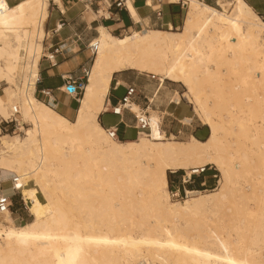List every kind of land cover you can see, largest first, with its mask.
<instances>
[{
    "label": "bare ground",
    "instance_id": "6f19581e",
    "mask_svg": "<svg viewBox=\"0 0 264 264\" xmlns=\"http://www.w3.org/2000/svg\"><path fill=\"white\" fill-rule=\"evenodd\" d=\"M52 1L62 9L60 0ZM18 2L26 4L23 21L11 32L0 26V82L7 85L0 94V118L13 115L29 127L23 136L0 135V170L14 173L8 187L13 194L20 185L32 218L16 225L9 209L0 211V260L263 264L264 212L247 205L257 192V204L264 207V174L252 170L264 171V93L259 84L264 29L251 22L258 16L252 7L245 0H215L217 7L182 0L181 27L143 25L116 35L98 25L88 47L92 62L69 120L53 108L52 99L46 103L34 95L49 0H0L9 12ZM124 4L137 23L131 1ZM146 4L153 5L151 0ZM125 70L157 75L153 96L164 79L180 83L183 90L174 91V102L184 98L192 103L208 127L207 138L181 142L166 136L161 115L137 103L128 104L129 110L145 120L147 131L138 130L134 140L111 136L98 115L109 99L113 74ZM209 164L220 173L217 187L186 189L184 197L170 198L167 170L189 174ZM179 216L187 218L176 226ZM21 233L24 243L17 239Z\"/></svg>",
    "mask_w": 264,
    "mask_h": 264
},
{
    "label": "crops",
    "instance_id": "0c3cea01",
    "mask_svg": "<svg viewBox=\"0 0 264 264\" xmlns=\"http://www.w3.org/2000/svg\"><path fill=\"white\" fill-rule=\"evenodd\" d=\"M15 1L17 0H10L9 4L14 3ZM110 1L111 0H90L86 2L84 0H60L62 9L54 3L57 10L55 13L50 11L45 22L44 29L46 36L44 35L42 41L43 54L39 60V71L34 95L37 99L46 103H49L52 99L53 108L67 118L74 116L78 98H76L77 96L74 94H71L70 96L65 93L63 86L66 77H71L73 79L80 78L84 83L83 78L86 72L87 61L92 55L88 53V43L96 35V27L98 25L102 24L108 27L112 33L116 34L127 32L130 28L137 29L143 25L162 27V25L167 26L168 24H171L172 26H176L180 25L182 22L180 16L181 7L183 6L181 3L182 0L179 2L151 0L153 5L146 4L147 0H130L136 14L140 18L137 23L130 17L127 5L125 6L124 4L125 0H121L120 6H116L115 4L108 6V2ZM245 1L253 9L255 3L252 0ZM156 4L158 5L157 7ZM87 6L89 7L86 8ZM99 10H101L102 13H99ZM157 12H159V14H157ZM165 16H167L168 19L170 18V21L168 19V21L165 20ZM111 81V87L108 89V97L109 99H114L115 103L117 97H110V90L113 86V77ZM121 81L125 83L117 86V88L126 83L135 84V82L127 81L125 79H121L120 82ZM139 90L147 97L141 89ZM141 99L144 98L142 96L137 98L136 103L139 106ZM108 100H106L104 111L100 112L98 115L99 123L104 128H115L119 139L135 138L137 132L135 129L136 124L134 123L133 113H130L131 111H122L119 115L113 114L111 109H109L110 105L107 104ZM145 102L146 101H144V103ZM166 112L167 114H172L171 111ZM105 114H111L114 116V121L110 123L105 122ZM8 174H12L13 176V173L10 171L0 170V176L2 179ZM7 183L8 181L6 184ZM3 184L4 183H2V185ZM0 190L6 194L13 191L8 185L5 188H0Z\"/></svg>",
    "mask_w": 264,
    "mask_h": 264
},
{
    "label": "rangeland",
    "instance_id": "374dc122",
    "mask_svg": "<svg viewBox=\"0 0 264 264\" xmlns=\"http://www.w3.org/2000/svg\"><path fill=\"white\" fill-rule=\"evenodd\" d=\"M203 1L209 3L213 6H216L215 0H203ZM252 1L255 3V5H253V9L257 12L256 14L258 16L264 15V0H252ZM7 2L10 3V0H7ZM181 3H182V1H181ZM182 5L183 6L181 7V15H180L181 20L183 19L184 12L186 10V8H185L186 4L182 3ZM56 10H57V7L53 3V1L49 0L48 14L50 11L55 13ZM181 25H182V22L178 26L181 27ZM44 26H45V24H44ZM150 27H152V26H150ZM162 28H166V27L162 26ZM130 31H131V28L127 32L116 33V35H124ZM41 41H43V39ZM92 58H93V55H91V58L87 61L86 70L89 68L90 63L92 62ZM151 73L153 74V72H151ZM151 73L139 72L136 70H125V71H121V72H116L113 74V83L116 79H120V80L125 79L127 81H133L138 86V88L141 89L145 95H147L148 99L152 98L151 102H147L145 99H141L140 107L142 109H146L147 106H150L152 109H154L156 112H158L161 115V128L163 129V131H165L166 136H169V134L173 135L175 137V140L181 141V142H187L190 140L191 136L195 137L196 135L198 136V138L197 137H195V138L198 140H204L205 138H207V136L209 134L208 127L201 122L200 118L196 114H194V112L192 110V103H189L184 98L179 99L178 103L174 102V99H175L174 98V91L181 92L183 90V86L180 83L172 82V81H168V80L164 79L162 86L158 89L156 95L153 96L155 91H156V88H158L157 87L158 86V79H157L158 76L157 75L153 76ZM83 80L85 82L86 75H84ZM18 83H19V80H18ZM0 84H1L0 85V94H2V93L4 94L3 88L7 85L4 84L3 81H1ZM259 84L262 86V90L264 93V77L263 76L261 77ZM82 90H83V88H82ZM82 90L80 91V93L77 95L76 98H79V96H81ZM122 92H123L122 86L116 88L115 90L111 89L110 90V97H118L122 94ZM143 100L146 102L144 103ZM112 103H114V99L111 98L108 100L107 104L110 105ZM124 111L127 112L129 110H123V112ZM166 111H168V112L171 111L172 114H167ZM147 112L149 113V110H147ZM130 113H132V112H130ZM183 116L184 117H190V119L188 121H182V118H184ZM133 117H134V113H133ZM68 119L72 120L73 116H71ZM104 120H105V122H108V123L113 122L114 116H112L111 114H105ZM13 123L15 124V126L13 125L12 129H15V131H14L15 134L19 135V136L24 135L23 128L25 129V128L29 127V123L22 120V119H19V120L16 119ZM134 123H135V117H134ZM14 132H11V131L3 132V131H1L0 135H2V134L12 135ZM190 134H193L195 136L190 135ZM136 138H137V135L135 138L127 139V140H134ZM200 138H203V139H200ZM118 140H123V139H118ZM65 147H67V145ZM252 170H253V172H256V173L263 172V174H264V171L260 170L259 168H255V169L252 168ZM183 172H184L183 169H179L176 171H171V170L166 171V179H167V183H168L167 188L169 191L174 189L178 176ZM13 175H14V173H13ZM201 176L205 180V186H204L205 188L212 189V188L218 186V180L220 178V173L218 172V170H216V168L212 164L205 166V171ZM11 178H12V174H8L7 176H5L4 179H2L0 176V182H1L0 188L7 187L9 180ZM200 178L201 177H196L195 180L197 181ZM261 179L264 182V175L261 176ZM240 180H243V177H241ZM7 181H8V183L6 184ZM2 183H4V184L2 185ZM28 184L32 185V181H30ZM186 188L190 189L191 186H189V187L186 186ZM11 193L12 192H9L6 195L11 194ZM38 196L42 200V196L40 194H38ZM251 196L253 198H250L248 200L247 205L253 209L255 208L256 209L255 211L264 212V207L261 208L260 204H257V203H259V200H260L258 193L257 192L251 193ZM11 198H12V205L10 206V211H11V215L13 217L14 223L16 225H19V224H24L27 221H29L30 218H32V216L30 215V213L27 209L29 202L22 199V195L19 191L12 194ZM170 198L173 200L179 199L178 197L176 198V197H172V196ZM257 207L259 209H257ZM174 218H176V217H174ZM186 218H187V216H181V217L179 216L178 219L174 220L173 224L176 226L184 225V223H185L184 220ZM166 223L168 224V222H166ZM140 225L141 224H139V227H140Z\"/></svg>",
    "mask_w": 264,
    "mask_h": 264
},
{
    "label": "built area",
    "instance_id": "2783aa9c",
    "mask_svg": "<svg viewBox=\"0 0 264 264\" xmlns=\"http://www.w3.org/2000/svg\"><path fill=\"white\" fill-rule=\"evenodd\" d=\"M83 1V0H82ZM86 2L90 1V0H84ZM121 0H111L110 2H108V6H111L112 4H115L116 6H120ZM157 14H159V12H157ZM91 42V41H90ZM90 42L88 43V47L90 46ZM83 81L79 78V79H73L71 77H66V81L64 84V92L71 95L74 94L75 96H77L80 91L83 88ZM117 83L115 82L112 86V89L115 90L117 88ZM124 88L123 93L116 98V101L113 105H115V107H111V112L113 114H121L123 110H129V105L131 103H136L137 102V98L139 96H142L147 102H149L148 97L144 96L142 94V92L137 88V86L133 83H126L124 85H122ZM67 87H72L71 90L67 89ZM119 109V111H117V109ZM130 111V110H129ZM135 117V128H136V132H138V130H145L147 129V124L145 122V120H143L142 118L137 117L134 114ZM16 119L12 116L8 117V118H1L0 119V132H14L15 129H12V126L15 124L13 123ZM108 131H110L111 136L115 137V138H119L118 135L116 134V129L115 128H107ZM205 171V166L199 168L196 171H192L189 174H187L185 171L183 173H181L177 180H176V184L173 190H170V194L172 197H178V198H182L185 196L186 194V186H191L190 189H200L203 188L205 186V180L202 178V174ZM196 177H201L200 179H198L197 181L195 180ZM18 188L15 186L14 187V192H17ZM12 195V194H11ZM11 195H5V194H1L0 193V211L4 210V209H9L10 210V206L12 205V198ZM262 263L264 264V252H263V256H262Z\"/></svg>",
    "mask_w": 264,
    "mask_h": 264
},
{
    "label": "snow or ice",
    "instance_id": "6c2138e0",
    "mask_svg": "<svg viewBox=\"0 0 264 264\" xmlns=\"http://www.w3.org/2000/svg\"><path fill=\"white\" fill-rule=\"evenodd\" d=\"M0 8H4L5 9V14L3 16H0V26L3 27V29L7 32H11L13 30V27L15 26L16 23L22 22L24 17H25V8H26V4L25 3H21L18 2L13 8L12 10L9 12L7 7L3 4H0ZM223 19V18H222ZM225 23H231L230 20H225ZM253 24L259 26L260 28L264 29V15H260V16H252V21ZM117 111H119V109H117ZM156 119L153 118L152 120V136H158V132L156 130ZM145 131H147V129H145ZM20 185L17 184L16 187H19ZM12 234H10L11 237ZM24 236L23 233L20 234L19 237H17V239L21 242L24 243L25 240L22 239V237ZM107 242V241H106ZM0 264H6L5 261L0 260ZM63 264V262H62ZM67 264H80V261L76 258L70 259Z\"/></svg>",
    "mask_w": 264,
    "mask_h": 264
},
{
    "label": "water",
    "instance_id": "95a60500",
    "mask_svg": "<svg viewBox=\"0 0 264 264\" xmlns=\"http://www.w3.org/2000/svg\"><path fill=\"white\" fill-rule=\"evenodd\" d=\"M67 89L71 90V89H72V87H67Z\"/></svg>",
    "mask_w": 264,
    "mask_h": 264
},
{
    "label": "trees",
    "instance_id": "16d2710c",
    "mask_svg": "<svg viewBox=\"0 0 264 264\" xmlns=\"http://www.w3.org/2000/svg\"><path fill=\"white\" fill-rule=\"evenodd\" d=\"M195 136V135H194ZM195 137H197L198 138V136L196 135ZM200 139H203V138H200Z\"/></svg>",
    "mask_w": 264,
    "mask_h": 264
}]
</instances>
